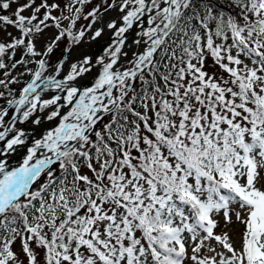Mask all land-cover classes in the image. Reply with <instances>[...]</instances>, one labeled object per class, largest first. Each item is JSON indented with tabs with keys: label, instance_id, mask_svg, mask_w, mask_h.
<instances>
[{
	"label": "snow or ice",
	"instance_id": "obj_1",
	"mask_svg": "<svg viewBox=\"0 0 264 264\" xmlns=\"http://www.w3.org/2000/svg\"><path fill=\"white\" fill-rule=\"evenodd\" d=\"M16 2L0 0V29L20 33L0 42V155L26 145L19 124L58 123L18 166L0 159V264H264V0H103L120 14L106 25L112 45L63 78L64 61L46 57L85 36L73 28L90 0L4 14ZM93 63L94 84L73 86ZM18 65L30 79L17 96Z\"/></svg>",
	"mask_w": 264,
	"mask_h": 264
},
{
	"label": "rangeland",
	"instance_id": "obj_2",
	"mask_svg": "<svg viewBox=\"0 0 264 264\" xmlns=\"http://www.w3.org/2000/svg\"><path fill=\"white\" fill-rule=\"evenodd\" d=\"M22 2H26V0H22ZM42 2V0H36V4L35 6L39 5L40 3ZM69 2V0H48V3L49 4H52V3H59L60 4V8L63 9L64 6ZM21 1H17L16 3H13V6L10 7L9 10H7V14L11 15L12 13L15 12L16 10V6L18 4H20ZM97 6H101V11H103V0H90L89 3H86L82 6V14L80 15V18L77 20L76 22V30L74 32H77L78 30L80 29H85V36L86 37V33L88 31L87 29V25H89V23L91 22L92 18L89 17L88 19H85L84 16L89 12L91 11L93 8L97 7ZM31 9H27L25 12L26 13H31ZM111 11V10H110ZM116 13L117 16H119V12L118 10H115V11H112V14L113 13ZM52 15L54 16H59L60 15V10L59 9H56V10H53L52 11ZM108 17L111 18V16L109 15ZM108 17H105L104 18V26L105 28H103V31H102V35L100 37H97L96 39H92V35L94 34V30L93 33H91L90 35V39L88 41V43L86 45H84L81 49H80V53L76 54L69 62V66H67V71H66V74L70 71V66L71 64L73 63H78L79 61H81L85 56H89L88 55V50L96 43L98 42L99 40H101L102 38L104 37H107L108 35H111L113 34L112 33V30H109L106 25L107 23L112 20V19H108ZM66 20H63L62 21V25L65 23ZM50 25L52 24L51 21L48 22ZM103 27V26H102ZM142 27L141 24H138L136 26V31L134 32L135 35H137V33L140 31H138V29H140ZM101 28V27H100ZM99 29V28H97ZM7 33H11V35L13 37H17V30L13 27H8L7 30H2L0 29V42H5V41H9L11 39V37L7 34ZM58 33V30L55 28V27H49L48 29H46L44 31V33L39 37V40L37 42V48L38 49H41L43 50L45 45L51 41V39ZM131 35V34H130ZM129 35V36H130ZM128 36V37H129ZM138 37H133L131 38L127 43L132 46V41L134 39H136ZM88 40V39H87ZM112 42H113V39L110 41V42H107L106 45H104V47H99L97 49V54L95 55V60L101 56H104L105 54V50L107 48L110 47V45H112ZM80 43V42H79ZM78 43V44H79ZM76 44V45H78ZM73 46H75V44L71 43L68 39L66 38H62L60 41L57 42L55 48H54V51L53 53L50 54L49 57H46V59H48L50 61V64L54 67L59 61L61 60H64L65 58V55L68 51H65L66 49H71ZM129 49L126 48L125 51H128ZM82 51V52H81ZM40 57H37L36 59H39ZM125 58H121V61L120 63H123ZM210 63V62H209ZM98 68H100V66L98 64H95ZM49 74H54L53 72V69L52 68H49L48 70ZM98 74V73H97ZM13 89L14 87L11 86ZM1 90V89H0ZM56 93H50V90L46 93V94H43L45 95V98H50L52 95H55ZM58 94H61V93H58ZM2 101H0V104H1ZM64 110V109H63ZM62 110V111H63ZM67 110H64V112H66ZM12 115V111L9 112V117H6V119H9ZM46 121V120H45ZM58 121H51L49 125L47 126H44V123L39 126V127H36L34 125H31L29 123H25L22 128V130H25L27 131L28 133V140H27V143L26 145L24 146H17L16 147V150L10 154H4V155H0V159H6L7 161V165H8V168L11 169L13 167H16L18 166L24 156L26 155V149L29 146H31L32 144V141L36 138H39L44 132H46L47 130H49L50 128L52 127H55L57 125ZM3 142H0V145H2ZM44 179V177H41V180ZM234 219V218H233ZM242 231H243V225H240L239 223L237 224H234L232 225L231 227V230H230V235L232 236V240H233V244L234 246L239 249L240 246H241V234H242ZM16 248L19 249V242H17V245H16ZM189 254H191V249L189 248ZM186 264H192V261L190 260H187L186 261Z\"/></svg>",
	"mask_w": 264,
	"mask_h": 264
},
{
	"label": "bare ground",
	"instance_id": "obj_3",
	"mask_svg": "<svg viewBox=\"0 0 264 264\" xmlns=\"http://www.w3.org/2000/svg\"><path fill=\"white\" fill-rule=\"evenodd\" d=\"M112 11H115V10H111V11H108V12H103L101 15H100V17H101V19L100 20H98L95 24H93L92 25V28L91 29H88V31H87V33H86V37H83L82 39H81V41H80V43L78 44V45H76V46H73L71 49H70V51H68L67 52V54H66V56H65V58H64V65H63V69H62V71H61V73H60V76H63L64 75V72H65V70H66V68H67V66H68V64H69V62H70V60L76 55V54H78V53H80V49L84 46V45H86L87 43H88V41H89V39H90V35H91V33H93V31L95 30V29H97V28H105V26H104V18L105 17H108L109 15L111 16V18L110 17H108V19H116L118 16H117V14L114 12L113 14H112ZM103 26V27H102ZM136 27H134V29H133V32L131 33V35L128 37V41L131 39V38H133V37H137V35H135L134 34V32L136 31ZM141 29V28H140ZM140 29H138V31L140 30ZM112 35V34H111ZM111 35H108L107 37H104V38H102L101 40H99L98 42H96L89 50H88V55L90 56V53L94 50V53H95V55L97 54V49L99 48V47H104L103 45L104 44H106V41H107V39L108 38H110L111 37ZM88 39V40H87ZM127 41V42H128ZM82 52V51H81ZM97 66H95V69L96 70H101L100 68H96ZM94 70V69H93ZM93 70H92V73H93ZM91 75V73H89V74H83L82 76H80V78H81V80H85L86 78H88L89 76ZM50 93H57V91L56 90H50ZM43 95V94H42ZM25 124V123H24ZM23 124V125H24Z\"/></svg>",
	"mask_w": 264,
	"mask_h": 264
},
{
	"label": "trees",
	"instance_id": "obj_4",
	"mask_svg": "<svg viewBox=\"0 0 264 264\" xmlns=\"http://www.w3.org/2000/svg\"><path fill=\"white\" fill-rule=\"evenodd\" d=\"M17 1H21L20 4H24V3L27 2V0H26V2H22V0H17ZM18 5H19V4H18ZM18 5H17L16 7H18ZM11 6H13V4H12ZM34 6H35V5H34ZM37 6H38V5H37ZM77 7H81V6H80V5H77ZM101 8H102V7H101ZM8 10H9V9H8ZM43 11H44V10L42 9V10H41V14H40L41 16H42V14H43ZM4 14H7V12H5ZM22 14L25 15V16H29V15H31V13H26V12H24V13H22ZM68 23H69V21L66 20L65 23H64L62 26H66ZM75 30H76V27L73 28V32H74ZM17 32H18V31H17ZM19 36H20V33L18 32V34H17V38H18ZM54 37H55V36H54ZM54 37H53V38H54ZM53 38H52V39H53ZM52 39H51V41L48 42L47 44L51 43V42H52ZM9 41H10V40H9ZM7 42H8V41H5V43H7ZM47 44L45 45L44 49L46 48ZM22 55H23V50L18 49V50L16 51V53H15V57L13 58V60H19V59L21 58ZM6 62L11 63L12 61H7V60H6ZM27 67H29V68H34L35 65H33V64H29V65H27ZM24 71H25V67H24V66H20V65H18L16 69L12 70V74H13V75H17L18 78L20 79V83H18V84H14V85H11V86H13L14 89L16 90L17 96H18V93H19L21 87H22L24 84H26V83L29 81V79H30V77L27 76V75H24V76H22V77L19 76V73H22V72H24ZM2 73H3V70H0V78H3ZM0 89H1L0 91L3 90L2 88H0ZM1 104H3V101L1 102ZM42 181H43V179L40 180V181H38L37 183H40V182H42ZM34 187H35V185H34Z\"/></svg>",
	"mask_w": 264,
	"mask_h": 264
},
{
	"label": "water",
	"instance_id": "obj_5",
	"mask_svg": "<svg viewBox=\"0 0 264 264\" xmlns=\"http://www.w3.org/2000/svg\"><path fill=\"white\" fill-rule=\"evenodd\" d=\"M100 15V14H99ZM130 32V31H129ZM129 32L126 34V35H128L129 34ZM108 41V40H107ZM106 41V42H107ZM91 58L94 60V50L91 52ZM94 69V67L92 66V70ZM92 70H91V73H92ZM94 71V70H93ZM88 81V80H87ZM87 81H85V82H87ZM85 82H83V83H72V84H76V86H79L80 88H85L86 87V85H85Z\"/></svg>",
	"mask_w": 264,
	"mask_h": 264
}]
</instances>
